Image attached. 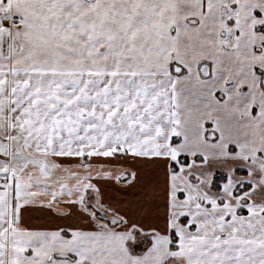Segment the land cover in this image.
<instances>
[{"label":"snow or ice","instance_id":"obj_1","mask_svg":"<svg viewBox=\"0 0 264 264\" xmlns=\"http://www.w3.org/2000/svg\"><path fill=\"white\" fill-rule=\"evenodd\" d=\"M0 264H264V0H0Z\"/></svg>","mask_w":264,"mask_h":264}]
</instances>
